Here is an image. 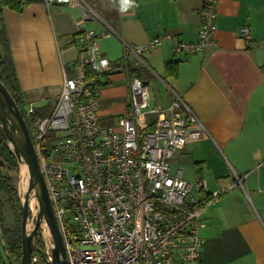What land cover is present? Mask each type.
<instances>
[{"label":"crops","instance_id":"crops-1","mask_svg":"<svg viewBox=\"0 0 264 264\" xmlns=\"http://www.w3.org/2000/svg\"><path fill=\"white\" fill-rule=\"evenodd\" d=\"M204 1L132 0L120 6L117 0H98V8L87 1L102 18L87 27L100 35L108 29L117 33L99 38L112 63L101 77V120L114 124L125 112L131 75L148 84L153 106L167 107L171 88L180 92L205 127L172 161L188 181H206L198 198L230 186L232 169L248 173L244 187L224 192L205 211L202 264H264V167L257 168L264 160V0H217L216 43L201 52H176V42L198 39ZM51 9L44 0H32L22 12L4 8L3 14L27 104L45 107L44 100L54 96L48 104L52 112L64 81L63 63L80 50L82 11L59 4ZM245 26L250 38L241 34ZM164 32L171 38L143 51L146 63L130 55L127 74L121 67L124 43L145 44Z\"/></svg>","mask_w":264,"mask_h":264},{"label":"built area","instance_id":"built-area-1","mask_svg":"<svg viewBox=\"0 0 264 264\" xmlns=\"http://www.w3.org/2000/svg\"><path fill=\"white\" fill-rule=\"evenodd\" d=\"M81 8L80 50L63 63L64 81L52 112L37 115V106L25 108L26 120L54 202L64 235L70 264H202L205 226L203 215L219 197L244 187L248 173L232 169L230 186L211 192L206 199L195 196L194 186L173 164L175 154L188 138H199L204 124L185 97L171 88L167 107L150 103V89L141 76L129 80V104L114 124L101 120V77L112 70L111 59L101 50V35L87 27L102 20L86 0H44ZM125 6L122 0H117ZM132 4V0L127 6ZM218 1L205 0L200 10L202 26L195 41L175 43L176 52H201L216 43ZM250 38V28L241 29ZM171 35L164 32L145 44L124 43L121 67L130 73V55L145 62L142 52ZM63 135L48 139L49 130ZM264 167V160L257 166ZM37 212L30 214L35 225ZM53 239L44 223L35 242L31 264H52ZM20 261V260H19ZM17 261L0 228V264Z\"/></svg>","mask_w":264,"mask_h":264},{"label":"water","instance_id":"water-1","mask_svg":"<svg viewBox=\"0 0 264 264\" xmlns=\"http://www.w3.org/2000/svg\"><path fill=\"white\" fill-rule=\"evenodd\" d=\"M145 81V80H144ZM0 117L9 140V145L17 156L20 167L24 165L28 187L22 200V256L15 264H31V254L37 240L38 231L46 223L53 239L52 264H70L64 235L60 227L54 202L35 147L29 124L13 94L0 79ZM37 200L35 225L30 228L31 198Z\"/></svg>","mask_w":264,"mask_h":264},{"label":"trees","instance_id":"trees-1","mask_svg":"<svg viewBox=\"0 0 264 264\" xmlns=\"http://www.w3.org/2000/svg\"><path fill=\"white\" fill-rule=\"evenodd\" d=\"M30 1V0H29ZM27 0H0V79L6 84L15 100L20 106L25 118L27 101L21 87L17 73L16 63L11 49V42L8 36L7 27L3 17V8H9L16 12H22L30 2ZM50 109H37L36 114L45 116L50 114ZM28 124L29 121L27 120ZM20 162L9 145L2 120L0 117V228L7 241V246L13 257L19 261L22 256V200L19 194L17 181L11 174H20ZM4 194L7 195L10 205L15 213V225L12 227L4 224ZM31 214V212H30ZM41 229L38 231L37 241L40 240Z\"/></svg>","mask_w":264,"mask_h":264},{"label":"rangeland","instance_id":"rangeland-1","mask_svg":"<svg viewBox=\"0 0 264 264\" xmlns=\"http://www.w3.org/2000/svg\"><path fill=\"white\" fill-rule=\"evenodd\" d=\"M27 1H29V0H27ZM92 6H94V7H96V8H98V0H87ZM30 3L32 2V0H30L29 1ZM46 5V4H45ZM47 7V6H46ZM47 9H48V11L50 12V10L49 9H51V7L50 8H48L47 7ZM53 9H54V7H52V11L50 12V14H52L51 15V17L54 19V13H53ZM3 10H4V8H3ZM24 10V9H23ZM3 17H4V14H3ZM52 19V20H53ZM4 20H5V18H4ZM155 99V98H154ZM55 101V97L54 96H49V98H46L45 100H44V102L47 104V106H43L41 103H36V104H34L35 106H37V107H40V108H46V109H51V106H49L48 107V104H51V103H53ZM58 101V100H57ZM27 106V105H26ZM37 115H39V114H37ZM63 131H60V130H57V129H51V130H49V133H48V135H47V138L48 139H52V138H57V137H59V136H62L63 135ZM25 166L24 165H22L21 166V170H20V174H16L15 172H13V173H11L14 177H15V179H16V181H17V187H18V191H19V194L21 195V197L22 198H24V196H25V193H26V190H27V187H28V185L26 186V190H23V189H20V184H21V182H22V184H23V182H25V180L28 178L27 177V174H26V172H25ZM192 182V181H191ZM196 183V182H195ZM24 185V184H23ZM195 195H196V197H199V194H200V189L195 185L194 186V192H193ZM4 201H5V206H4V224L6 225V226H9V227H12V226H14L15 225V213L13 212V208L11 207V205H10V202H9V199H8V197H7V195L6 194H4ZM33 198H31V200H32ZM37 209H38V205L36 204L35 205V208H33L32 206H31V204H30V212H31V215L32 214H35L36 212H37ZM40 231V230H39ZM39 237H40V235H39Z\"/></svg>","mask_w":264,"mask_h":264},{"label":"bare ground","instance_id":"bare-ground-1","mask_svg":"<svg viewBox=\"0 0 264 264\" xmlns=\"http://www.w3.org/2000/svg\"><path fill=\"white\" fill-rule=\"evenodd\" d=\"M23 184H24V185H23ZM23 184H22V182H21V184H20V189L26 190V186L28 185V179H26L25 182H23ZM36 203H37V200H36L35 197H33V199L31 200V206H32L33 208H35Z\"/></svg>","mask_w":264,"mask_h":264},{"label":"clouds","instance_id":"clouds-1","mask_svg":"<svg viewBox=\"0 0 264 264\" xmlns=\"http://www.w3.org/2000/svg\"><path fill=\"white\" fill-rule=\"evenodd\" d=\"M122 3L127 6L130 3V0H122Z\"/></svg>","mask_w":264,"mask_h":264}]
</instances>
